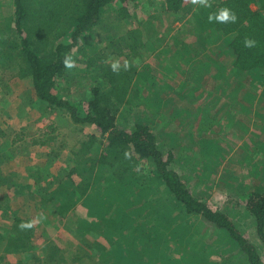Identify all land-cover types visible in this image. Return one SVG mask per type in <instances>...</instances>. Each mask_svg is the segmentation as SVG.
I'll use <instances>...</instances> for the list:
<instances>
[{
    "label": "trees",
    "instance_id": "1",
    "mask_svg": "<svg viewBox=\"0 0 264 264\" xmlns=\"http://www.w3.org/2000/svg\"><path fill=\"white\" fill-rule=\"evenodd\" d=\"M132 1L136 6L153 3L0 0V23L9 19L11 29L7 38L0 39V71L4 68L12 79L27 83V91H34L33 97L45 106L43 110L61 111L74 124L99 130L100 135H91L82 144L79 155L92 163L91 175L94 169L100 170L98 183L103 181L105 187H111L108 196L114 193L116 198L120 194L115 207L118 213L106 215L114 207H103L99 221V230L115 238L111 239L110 258L117 255L127 264H144L147 244L162 242H152L157 228L145 231L139 226L145 227L140 224L142 220L125 226L140 210L142 199L136 198L131 212L125 210L132 206V196L139 193L146 198L160 196L153 204L142 201V214L154 219L156 227L168 221L163 211L166 206L160 203L167 195L171 199L168 209L175 214L181 210L180 218L192 228L182 246L187 259L208 261L217 255L226 264H264V0H220L207 9L206 17L204 10L193 11L198 0H160L166 16L173 19L170 24L187 21L190 32L202 41L188 45V50L168 48L152 60L158 68L152 67L144 79L137 76L138 81H134L135 72L127 70V65L114 71L107 62L114 52L125 61L138 55L145 27L155 29L153 18L137 21L135 29L126 26L129 18L138 17L125 5ZM252 4L259 9L254 11ZM224 9L235 19L218 20ZM97 27L106 34V45L97 50L88 67L99 70L100 80L83 86L78 77L74 91L63 96L73 69L65 61L71 63L73 48L93 35ZM115 32L122 37L117 39ZM246 41L251 46H246ZM208 101L211 109H204L195 120L189 119L192 110L200 111ZM186 103L190 110L182 116ZM247 134L250 137L245 138ZM53 140L44 137L30 144L51 145ZM230 142L242 145L237 151ZM56 149L53 147L47 158L57 157ZM74 152L72 155L77 154ZM138 169L146 173L144 178L137 175ZM68 184L73 187L61 193L59 189L53 196L42 195L45 197H41L34 218L11 213L9 249L18 253L30 249L36 227L49 224L50 215H60L55 222L60 221L57 227L61 225L76 195L74 183L68 180ZM202 188L219 189L229 194L231 201L223 209H214L201 198ZM11 202L13 198L8 194H0V209L4 212L11 209ZM247 217L250 223L253 218L256 222L248 234L242 225ZM190 218L198 219H194V227L188 223ZM22 224L32 226L22 228ZM207 224L213 227L211 233H206ZM207 237L211 243H207ZM43 246L45 254L37 257V264L64 262L48 235ZM164 249L158 246V256L147 262L184 263L167 257ZM76 258L77 262L83 260Z\"/></svg>",
    "mask_w": 264,
    "mask_h": 264
},
{
    "label": "rangeland",
    "instance_id": "2",
    "mask_svg": "<svg viewBox=\"0 0 264 264\" xmlns=\"http://www.w3.org/2000/svg\"><path fill=\"white\" fill-rule=\"evenodd\" d=\"M203 1L205 3L210 1L207 8H204L203 17H206L208 16V10L212 8L211 5L214 4V0ZM128 2L125 3V5L128 6L130 13L132 15L135 13L138 14L137 18H129L125 22L129 29H135L137 21L142 20L145 22L149 20V18H153V25H155V29L158 28L157 30L154 29L151 31L149 28L145 27L147 31L144 32L142 37V47L137 51L138 55L130 56V59L128 58L129 60L125 61V58L119 57L114 52V56H110L107 62L110 64L119 62V65L123 67L127 65V70L132 69L130 71L135 72L134 81H138V79H136L137 76H141L142 79H144L150 73L152 67L158 68L156 64L152 63V60H154L156 56H160L170 47L186 50L187 45H189L190 41H193L194 38L191 36L188 37L190 35L191 25H189L187 21L170 24L173 19L166 16L164 13L165 10L161 4H159L160 0H152V4H140L139 6H136L133 1L132 3ZM201 3L203 2L199 1V7L194 9L195 12H199L202 9ZM203 5L205 4L203 3ZM8 20L9 19H5L0 23V39L2 40L11 34ZM158 29L161 30V32H159ZM94 30L96 32L89 36L90 39L87 38L82 40L81 45L76 46L72 50V75L69 78L70 80L67 81L68 83H66L68 87L62 91L63 96L74 91V81H76L78 77H80L78 81H81L83 86H87L91 81L94 84H98L100 80V78H98L99 70H95L96 68L92 66L88 67V65L90 62L89 60L94 57L97 50L106 45V39L103 37V35L106 34H103V30L99 27ZM113 34L116 38L122 37V34L120 35L118 32ZM93 37L96 39L94 40ZM186 39L187 41H185ZM196 41L201 42L202 39L195 38L192 43H197ZM202 43L205 45L204 41ZM261 85L264 86V83H261ZM6 86H8L9 90L6 89ZM28 87L29 85L24 81H19L17 78L12 79L10 75L5 72L4 68L0 71V194H8L13 198L10 210L4 212L0 209V264H37L35 262L37 257H43V254H45L43 251L45 235H48L51 238L52 244L58 247L57 253L59 257L64 259V262L60 264H107V262L108 264H127L122 262L117 255L110 258V253H112V251H109L111 248V239L115 238L108 236V234L105 235L104 232L99 230L100 217L104 213L102 208L104 207L110 210L114 207V210L106 213V215L115 216L118 213L115 211V207L119 202L118 198L120 195L119 194L116 198L114 193L108 196L110 191L107 189L111 187H105L103 181L101 183L97 182L94 186V195L92 194L88 198L83 197L81 190L76 191L73 208L68 212L66 219H63L59 227H57V225H59L58 223H60V221H55L59 219L60 215H50L48 213L52 223L50 222L45 226H41L40 224L39 227H36L30 249L23 250L21 253L9 249V237L11 232L9 229L13 218L11 213L18 212L24 219L34 218L38 214L37 209L41 206V197H45L42 195L53 196L56 192L58 193L59 189V193L64 190L63 187L58 188V184L62 177L68 174L66 169L68 164L75 166L76 173L80 176H82L83 173L91 174L92 163L89 161L82 162L81 160L83 157L79 154L83 152L82 144L88 141L91 135H100L96 127L90 125H76L71 122L68 115L61 113V111L43 110L45 106L36 101V97H33L34 91H31V89L27 91ZM8 92L10 93L9 95ZM211 108L212 104L208 101L200 111L192 110L194 113H192V117L189 119L195 120L204 109ZM188 110H190L189 105L186 103L182 107L180 115L184 116ZM221 116L226 117L229 116V114L224 115L221 113ZM229 123L231 122L229 121ZM203 124H205V122ZM44 137L55 138V140L52 141L51 145L45 144L36 146L30 144L33 139L42 140ZM248 137H250L249 134H247L245 138ZM12 141H15V144H13ZM236 145L237 146H234V144L230 142V146L238 151L242 143ZM53 147H57V157L53 160L47 159L46 155ZM25 148L27 151H24ZM71 151H76L74 153L77 154L72 155ZM20 157L21 159L23 158L22 161L19 159ZM45 159H47V161L44 163L43 160ZM48 160L50 161L49 163ZM20 162H22L25 168L29 163H31V166H28V168H33L35 164L37 165V167L34 168L35 171L31 170L30 172L29 170L28 172L33 175V182L30 180L28 181V179H26L25 182L15 176L18 171H22L19 169ZM200 169H203L202 162ZM141 171H143V169H141ZM141 171L138 169L137 175L144 178V174L146 173L143 172V174ZM80 186L81 185H79L78 189H80ZM199 193L201 194V198L208 202L214 209H223V207L231 201L230 195L223 193L219 189L203 191L202 188L199 190ZM32 194L33 196H31ZM158 197L160 196L154 194L152 197L146 198L142 194L137 193L132 196V199L129 201L132 206H130L129 209H125L130 213V209L136 205L134 199H142L138 204L140 210H136L137 212L135 211L134 216H131L132 222L129 220V222H127L128 225L125 226H129L133 221L139 224L142 220L140 224L145 225V227L142 225L139 226L145 231H151L156 228L161 230V232H156L157 229L154 230L152 242L156 239L162 240V242L154 243L151 246H149V242L147 244L148 248H146V250L143 248L147 253H145L144 256L146 260H144V264L154 263H148L147 261L155 259V256H158L156 255L158 246L160 248L165 247L166 256H173L177 260H182L184 262H181L182 264H226L223 259L217 255L213 256L212 259L208 261H202L196 257L187 259L186 257H188V255L185 254L184 247L182 248V246L186 242L192 228L186 224L185 220L184 223L182 218H180L181 210L177 211L175 214L168 209L169 203H171L170 197L167 195L164 200L160 201L161 205L166 206V208L163 207V211H165L168 219V221L164 222L162 225L156 227L155 220L148 217L145 213L142 214L143 211L141 212V210L145 208V206L142 205V203L144 204L142 201L147 200L153 204V200ZM121 203H124V199H121ZM105 205L110 207H106ZM168 213L170 215L169 217ZM194 219L198 221L197 218H190L188 221L193 227L196 224ZM250 222V217L242 219L243 229H246V234H248V231L251 233L254 226H256L254 218L253 224ZM189 229L190 232L188 231ZM207 230L206 233H211L213 227L207 224ZM211 241L212 240H209L207 237V243H211ZM147 245L143 246L147 247ZM140 247L142 248V246ZM182 255L183 258H181ZM76 257H81L83 260L77 262Z\"/></svg>",
    "mask_w": 264,
    "mask_h": 264
},
{
    "label": "crops",
    "instance_id": "3",
    "mask_svg": "<svg viewBox=\"0 0 264 264\" xmlns=\"http://www.w3.org/2000/svg\"><path fill=\"white\" fill-rule=\"evenodd\" d=\"M199 1L200 2H202L201 0H198V4H199ZM219 1L220 0H214V3H216V4H218L219 3ZM210 1H208V2H204L203 1V3L205 4V5H203V3H201L200 5H202L201 6V10H204V8H207V6H208V3H209ZM161 3V2H160ZM159 3V4H160ZM197 7H199L198 5L196 6V7H194V9L195 8H197ZM251 8L255 11V10H258L259 9V7H258V5H255V4H252V6H251ZM194 11V10H193ZM195 12V11H194ZM185 22V21H184ZM177 23H179V22H176L175 24H177ZM192 37V38H194V40H195V38L197 39V38H199V36L198 35H195V34H193V33H191L190 32V35L188 36V37ZM189 39V38H188ZM193 40V41H194ZM185 41H187V39L185 40ZM193 41H190V43H189V45H194L192 42ZM197 42V41H196ZM177 48V47H176ZM187 48H188V45H187ZM177 49H180V48H177ZM180 50H183V49H180ZM186 50H188V49H186ZM40 148V147H39ZM50 153V152H49ZM48 153V154H49ZM47 154V153H46ZM47 154V155H48ZM21 161H22V159H21V157L19 158ZM18 159V160H19ZM47 159H49V158H47ZM47 159H45V160H43L44 161V163L47 161ZM12 162V161H11ZM50 161L48 160V163H49ZM82 162H86V161H84V160H82ZM10 163V162H9ZM47 163V164H48ZM35 164V163H34ZM92 165V164H91ZM28 166H31V163H29V165ZM28 166L25 168V166L22 164V162H20V165H19V169L20 170H22V171H18L17 172V175H15V176H17L18 178H20V180L22 179L23 181H25L26 182V179H28V181L30 180V181H32L33 180V175H31V174H29L28 172H29V170H30V172H31V170H34V168H36L37 167V165L35 164L34 165V167L33 168H28ZM18 167V166H17ZM66 169H67V171H68V174H66V175H64L63 177H62V179H61V181L59 182V184H58V188L59 187H63L64 189H66L67 187H69V188H72L73 186L72 185H70V184H68V180H71L73 183H74V187H75V191H77V190H81V192H82V195H83V197L84 198H88V197H90L92 194L94 195V190H95V188H94V186L97 184V182H98V177H100V170L99 169H94V171L92 172V173H94L93 175H91V174H86V173H83L82 174V176H80V175H78L77 173H76V167L75 166H73L72 164L70 165V164H68L67 165V167H66ZM35 171V170H34ZM29 174V175H28ZM21 175V176H20ZM25 178V179H24ZM78 178V179H77ZM33 182V181H32ZM79 185H81L80 186V189H78V187H79Z\"/></svg>",
    "mask_w": 264,
    "mask_h": 264
},
{
    "label": "clouds",
    "instance_id": "4",
    "mask_svg": "<svg viewBox=\"0 0 264 264\" xmlns=\"http://www.w3.org/2000/svg\"><path fill=\"white\" fill-rule=\"evenodd\" d=\"M216 18L218 20H220V21H227L230 18L233 19V20L235 19V17H230L229 12H228L227 9L222 10L221 15L217 16ZM209 19L211 20L212 17H209ZM246 46H251V42L250 41H246ZM65 63H66L67 67H72V64L69 63L68 61H65ZM119 67H120L119 62H116V63L112 64V68H113L114 71L118 70ZM31 226H32L31 224H22L21 225L22 228H30Z\"/></svg>",
    "mask_w": 264,
    "mask_h": 264
}]
</instances>
